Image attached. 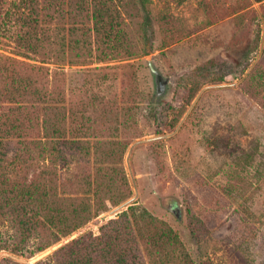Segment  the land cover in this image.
<instances>
[{
    "label": "rangeland",
    "instance_id": "1",
    "mask_svg": "<svg viewBox=\"0 0 264 264\" xmlns=\"http://www.w3.org/2000/svg\"><path fill=\"white\" fill-rule=\"evenodd\" d=\"M81 1H39L41 8L50 7L44 14L52 22L45 26L52 29L54 42L44 56L30 60L19 56L15 43L21 26L12 10L20 0H0V58L21 63L18 67L28 74L33 67L48 68L53 87L59 65L64 64L46 58L62 55L56 39L63 40L67 51L71 44L89 39L82 36L79 22ZM116 4L114 15L123 19L122 31L132 37L139 56L63 67L69 95L71 88L83 83L87 69L110 66L112 70L104 71L107 80H102L103 74L92 77L99 80L94 88L104 95L100 99L117 95L118 102L111 101L120 109L99 107L104 111L81 115V124L89 127L81 142L72 136L79 129L68 115L65 146L56 167L65 178L82 174L84 168L94 176L101 169H117L120 178L124 171V192L131 195L117 206L108 200L106 212L45 251L31 258L2 251L0 263L37 264L85 234L100 237L105 227L104 235L109 230L122 232L128 220L114 230L108 225L121 221L122 214L135 206L138 215L164 221L178 235L180 244L171 264H264V0H150L147 38L137 36L139 18L129 6ZM85 21L88 33L92 23L88 17ZM149 60L168 81L161 98H156ZM112 110L123 119L129 114L132 121L118 128ZM47 164L35 161L29 169L25 165L21 175L31 178ZM101 182L109 183L106 176ZM117 190L116 186L108 196L112 202L121 197L113 193ZM69 194L73 192L66 188L65 195ZM129 220L133 224L134 219ZM3 225V237L11 238L9 226ZM114 234L110 233L113 239ZM124 237L122 233L123 242ZM92 250L100 253L95 247L85 253ZM146 250L144 244L149 264Z\"/></svg>",
    "mask_w": 264,
    "mask_h": 264
},
{
    "label": "trees",
    "instance_id": "2",
    "mask_svg": "<svg viewBox=\"0 0 264 264\" xmlns=\"http://www.w3.org/2000/svg\"><path fill=\"white\" fill-rule=\"evenodd\" d=\"M39 1L20 0L12 10L21 26L20 33L15 37L19 56L30 60L44 56L47 47L54 42L52 29L45 26V22H52V17L45 19L44 14L50 7L45 5L41 8ZM117 2L126 3L130 13H134L133 17L140 19L135 20L137 36L147 38V29L151 25L147 10L150 0H82L78 7L81 16L79 22L83 26L82 36H88L89 39L85 37L82 42L71 44L68 51L64 49L63 40L56 39L57 45L63 47L62 55H46V58L47 61L64 64L59 65L60 73L54 77L53 87L49 85L48 68L33 67L28 74L24 67H18L22 66L21 63L12 58H0V228L7 224L12 233L11 238H4L0 229V252L31 258L106 212L108 200L117 206L131 195V192H124L126 185L122 183L127 181L124 171L120 178L117 169L110 172L101 169L94 176L89 169L84 168L82 174L72 173L73 177L65 178L56 167L65 146L63 138L66 137L67 129L64 123L68 115L75 123L73 127L79 129L72 136L81 142L80 139L85 137L84 130L89 129L85 122L81 124V118H86L87 114L94 111L102 112L107 107L120 109L117 95L115 99H111L110 95L109 98L100 99L104 95L94 88L99 80L95 81L92 77L103 74L102 80H107L108 74L104 71L110 66L87 69L83 83L71 88L69 95L65 89L67 75L63 67H89L118 58L132 59L138 55L132 46V37L122 31L123 19L114 15L119 9ZM86 17L92 23L88 33H84ZM91 34L94 42H91ZM75 45L86 51L76 50ZM88 47L94 50H87ZM111 100L117 101L114 106ZM116 112L114 114L112 110V116L120 124L118 128H126L132 118L129 114L124 119L119 118V111ZM81 115L83 117L80 118ZM35 161L48 163L45 165L48 168L41 167L39 173L31 178L27 174L22 176L21 169L25 165L29 169ZM101 172L104 174L101 175ZM104 176L108 184L101 182ZM62 180L64 182H60ZM116 186L118 192L113 193L121 197L112 202L108 196H111L110 192ZM66 188L73 192L67 195L69 197L65 195ZM92 195L98 199L92 201ZM122 216L121 221L112 220L108 225L114 230L115 225L122 221L127 223L128 220L122 232L109 230L104 235L105 227L100 237L85 234L62 246L51 258L37 264H147L142 252L144 244L151 261L149 264H171V255L180 244L172 227L157 218L138 215L135 206H131L129 212H124ZM130 217L134 219L133 224ZM111 232L115 233L114 239ZM122 233L127 238L125 242L122 241ZM32 241L34 245L29 246ZM91 247L100 249V253L95 250L85 253L86 248ZM165 257H168V261H164ZM0 264L19 263L3 261Z\"/></svg>",
    "mask_w": 264,
    "mask_h": 264
},
{
    "label": "water",
    "instance_id": "3",
    "mask_svg": "<svg viewBox=\"0 0 264 264\" xmlns=\"http://www.w3.org/2000/svg\"><path fill=\"white\" fill-rule=\"evenodd\" d=\"M149 67L155 77V83L157 88L156 98H161L162 96L165 95L167 91L168 81L164 79L163 75L157 69V67L155 66L152 60H149Z\"/></svg>",
    "mask_w": 264,
    "mask_h": 264
}]
</instances>
